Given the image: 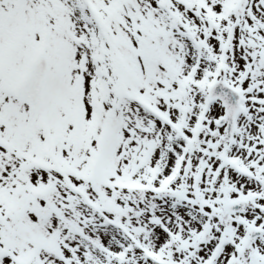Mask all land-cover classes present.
Instances as JSON below:
<instances>
[{"label":"snow or ice","instance_id":"6c2138e0","mask_svg":"<svg viewBox=\"0 0 264 264\" xmlns=\"http://www.w3.org/2000/svg\"><path fill=\"white\" fill-rule=\"evenodd\" d=\"M0 264H264V0H0Z\"/></svg>","mask_w":264,"mask_h":264}]
</instances>
